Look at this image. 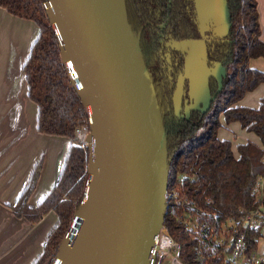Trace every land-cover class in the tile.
<instances>
[{"label":"trees","instance_id":"16d2710c","mask_svg":"<svg viewBox=\"0 0 264 264\" xmlns=\"http://www.w3.org/2000/svg\"><path fill=\"white\" fill-rule=\"evenodd\" d=\"M227 2L230 14L227 34L218 36L210 26L205 31H197L201 37H185L182 41L205 40L208 66L220 63L228 68V73L221 86L216 78H210L213 99L206 111L190 109L186 112L187 105L191 104L186 81L183 109L181 116H177L173 95L178 77L185 69L186 54L173 42L167 45L160 42L152 24L155 20L148 0H126L134 30L142 31L141 50L153 76L167 133L171 167L164 224L171 238L180 244V257L187 264H223L220 250L207 258L197 249L199 224L204 219L210 217L212 225L218 221L219 228L227 218L242 215L241 210L246 214L264 207L260 193L255 192L258 182L264 178V97L257 108L238 105L247 93L264 84V71L250 66L251 59L264 58L258 2ZM0 8L11 16L34 22L39 28V36L23 69L29 97L39 110L38 131L49 136L68 137L72 141L62 178L39 207H30L29 200L38 186L44 156L33 171L28 187L11 207L15 216L33 224L51 211L58 215L59 224L35 263L53 264L89 181L90 149L79 145L76 131L78 128L90 131V116L73 87L43 1L0 0ZM153 8L156 7L153 5ZM206 32L212 36H207ZM165 48L170 50L160 53ZM221 117L226 123L238 122L254 133L262 147L249 142L239 144L234 150L230 140L218 137ZM182 199L197 205L203 214L183 209L178 203ZM262 237V229L246 233L248 255L257 249Z\"/></svg>","mask_w":264,"mask_h":264},{"label":"water","instance_id":"95a60500","mask_svg":"<svg viewBox=\"0 0 264 264\" xmlns=\"http://www.w3.org/2000/svg\"><path fill=\"white\" fill-rule=\"evenodd\" d=\"M42 1L73 87L90 116L89 181L53 264H173L170 257L157 261L156 252L167 213L171 167L167 133L141 50V33L131 24L126 0ZM203 1L208 25L224 36L229 31L227 0ZM185 43L184 49L177 47L186 54L173 95L177 116L183 109L186 81L191 101L186 112L206 111L213 99L210 78L221 86L228 73L220 63L208 66L205 40ZM38 114L39 110L37 130ZM71 146L39 205L61 180Z\"/></svg>","mask_w":264,"mask_h":264},{"label":"crops","instance_id":"0c3cea01","mask_svg":"<svg viewBox=\"0 0 264 264\" xmlns=\"http://www.w3.org/2000/svg\"><path fill=\"white\" fill-rule=\"evenodd\" d=\"M257 2L260 38L264 41V0ZM38 36L39 28L34 22L11 16L0 8V264H35L49 235L59 224L54 211L33 224L15 216L10 208L28 185L33 169L43 155L41 177L29 200L32 207L39 205L53 187L71 146L66 137L49 136L37 130L38 107L29 99L23 66ZM250 66L264 71V58L251 59ZM263 97L264 84H260L238 105L257 108ZM220 121L218 137L230 140L234 150L239 144L249 142L262 147L259 137L240 123H226L223 117ZM261 183L264 199V178ZM263 238L257 247L261 253H264Z\"/></svg>","mask_w":264,"mask_h":264},{"label":"built area","instance_id":"2783aa9c","mask_svg":"<svg viewBox=\"0 0 264 264\" xmlns=\"http://www.w3.org/2000/svg\"><path fill=\"white\" fill-rule=\"evenodd\" d=\"M90 131L85 128H78L76 136L79 145L84 147L83 138H87ZM89 148V147H88ZM262 179L258 182L255 192L260 193L263 199ZM264 200V199H263ZM183 209H192L194 213L203 214L201 208L192 204L187 199L178 201ZM168 208V206H167ZM238 217H230L223 221L221 227L217 228L218 221L214 225L207 217L199 224L197 249L205 257H212L216 251L220 250L224 261L223 264H264V253L254 250L250 255L247 254L246 233L252 230H260L264 227L263 207ZM165 240L168 243H165ZM157 261L162 257H170L173 264H187L180 257V244L175 242L167 229L161 230L156 239Z\"/></svg>","mask_w":264,"mask_h":264},{"label":"flooded vegetation","instance_id":"af4514ba","mask_svg":"<svg viewBox=\"0 0 264 264\" xmlns=\"http://www.w3.org/2000/svg\"><path fill=\"white\" fill-rule=\"evenodd\" d=\"M150 2V10L153 12L154 9H157L155 15L151 16L155 20L152 22L155 25L160 38V42L165 45L170 42L176 43L181 42L182 39L190 37H201L197 31H205V28H202L199 22V12L197 6V0H148ZM154 7L156 8H153ZM151 22L147 19V22ZM197 23L194 26L193 22ZM198 24L200 25L198 28ZM201 27V28H200ZM210 25H208V28ZM213 28V27H211ZM142 35V31H140ZM207 36H212L206 32ZM183 37V38H182ZM170 49L165 48L161 50L160 53L164 51H169ZM163 51V52H162ZM166 52V53H167ZM180 56L179 54H176Z\"/></svg>","mask_w":264,"mask_h":264},{"label":"rangeland","instance_id":"374dc122","mask_svg":"<svg viewBox=\"0 0 264 264\" xmlns=\"http://www.w3.org/2000/svg\"><path fill=\"white\" fill-rule=\"evenodd\" d=\"M197 6H198V12H199L200 25L202 28H206L208 26V19H207L208 18V12H207L206 5H205L203 0H197ZM175 45L180 49H184V47L186 46V43H185V41H181V42H176ZM226 70L227 69L225 68V71ZM263 240H264V238H263Z\"/></svg>","mask_w":264,"mask_h":264},{"label":"bare ground","instance_id":"6f19581e","mask_svg":"<svg viewBox=\"0 0 264 264\" xmlns=\"http://www.w3.org/2000/svg\"><path fill=\"white\" fill-rule=\"evenodd\" d=\"M87 139H88V138H86V137H85V138H83V140H84V142H85V143H87V142H88V140H87ZM88 145H89V144H88ZM165 243H168V241H167V240H165Z\"/></svg>","mask_w":264,"mask_h":264}]
</instances>
